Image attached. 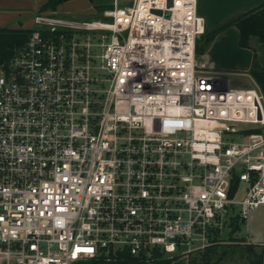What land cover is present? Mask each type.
Segmentation results:
<instances>
[{
  "label": "built area",
  "instance_id": "built-area-1",
  "mask_svg": "<svg viewBox=\"0 0 264 264\" xmlns=\"http://www.w3.org/2000/svg\"><path fill=\"white\" fill-rule=\"evenodd\" d=\"M111 3L0 66V264L191 257L264 207V96L197 62V0Z\"/></svg>",
  "mask_w": 264,
  "mask_h": 264
},
{
  "label": "crops",
  "instance_id": "crops-1",
  "mask_svg": "<svg viewBox=\"0 0 264 264\" xmlns=\"http://www.w3.org/2000/svg\"><path fill=\"white\" fill-rule=\"evenodd\" d=\"M71 1L62 3L55 11L42 12L40 8L46 0H0V29L32 30L34 17L38 13L53 14L57 17L95 19V17L90 16L59 15L58 10L60 7ZM87 1L90 7L98 13L89 0ZM100 2L111 3L110 0H101ZM262 4H264V0H197V13L204 19V36L211 37L205 51L197 56V62L205 64L210 70L225 74L228 85L230 79L227 75L230 73L247 78L251 82L250 87L255 84L249 76V70L253 62H256L259 66H264V43H257L253 39L256 42L254 49L249 46L242 48L239 46V33L234 26V22L225 24L231 17L240 16ZM234 222L238 223L239 228L236 232H239L241 236L237 237V242L234 243L239 246L235 248L237 255H235V258L232 257L231 264H254L249 261L252 257H248L244 253L243 248L245 246H252L255 252L261 253L262 258L259 264H264V207L252 212L245 221L237 220ZM189 258L175 259L170 264H188Z\"/></svg>",
  "mask_w": 264,
  "mask_h": 264
},
{
  "label": "trees",
  "instance_id": "trees-1",
  "mask_svg": "<svg viewBox=\"0 0 264 264\" xmlns=\"http://www.w3.org/2000/svg\"><path fill=\"white\" fill-rule=\"evenodd\" d=\"M71 0H46V2L41 6L40 10L42 12L51 10L55 11L56 8L62 3ZM101 0H89L93 8L98 11H103L105 9L111 8L109 2L102 3ZM234 26L237 28L239 33V46L242 48H247L249 46V41L255 39L257 43H264V4L258 6L257 8L241 14L238 19L234 22ZM31 30H12V29H0V66L5 65L25 44L28 35ZM203 37V36H202ZM203 42H199L200 38L196 43V55L202 54L207 48L211 41L210 36H205ZM249 76L253 79L257 87L260 89L264 96V66H259L256 62H253L250 70ZM238 181L234 179L230 187V195L232 196L237 188ZM238 223L232 222L230 227H232V233L238 230ZM220 245L213 246L209 248L206 252L202 254H197L189 258L188 264H216V250ZM244 253L250 258V262L254 264H259L261 262L262 255L254 251L252 246H245L243 248ZM225 255V253H223ZM157 257V256H155ZM171 261L154 258L152 261L145 262L131 258L127 255H117L109 259H99L96 261H91L90 264H170Z\"/></svg>",
  "mask_w": 264,
  "mask_h": 264
},
{
  "label": "rangeland",
  "instance_id": "rangeland-1",
  "mask_svg": "<svg viewBox=\"0 0 264 264\" xmlns=\"http://www.w3.org/2000/svg\"><path fill=\"white\" fill-rule=\"evenodd\" d=\"M111 2H113V0H110ZM132 0H118L119 4L122 5H127L131 2ZM112 4V3H110ZM112 8V5H111ZM108 8V9H111ZM107 10V9H105ZM104 11V10H103ZM102 11V12H103ZM102 12L98 11V13H96L89 5L87 0H74L71 1L68 4L63 5L62 7H60V9L58 10L59 15H80V16H85V17H95V19H100L102 18ZM62 17V16H59ZM67 17V16H66ZM205 35V34H204ZM200 37L199 42H203L204 41V36ZM230 79L229 82V86L231 88H245V89H249V87L251 86V82L242 76H237L234 75V73H230L227 75ZM229 140L232 141H239L238 139H236L234 136H232ZM244 189L245 186L244 184H237V188H236V193L234 195L235 199H240L243 195H244ZM250 216V214H249ZM248 216V217H249ZM232 231V227L225 226L223 232H222V236L221 238L224 241V245L222 244V246L220 245L217 250H216V256H215V260L216 261L218 258H220V260H222L220 262L216 261V264H231L232 263V257L235 258V255H237L236 252V246L239 245H235L234 243L237 242V237H240L241 235H239V232H236L234 234L231 233ZM230 243V244H229ZM223 253H225V255H223ZM184 258V257H181ZM180 259V258H177ZM171 261V260H170Z\"/></svg>",
  "mask_w": 264,
  "mask_h": 264
},
{
  "label": "water",
  "instance_id": "water-1",
  "mask_svg": "<svg viewBox=\"0 0 264 264\" xmlns=\"http://www.w3.org/2000/svg\"><path fill=\"white\" fill-rule=\"evenodd\" d=\"M107 1H109V0H107ZM120 6L122 7V5H120ZM155 13L160 14V12H157V11H155ZM238 17H239L238 15H235V16L231 17V18L226 22L225 25H227V24H229V23H232V22H235V21L238 19ZM255 46H256V42H255V40L251 39V40L249 41V47L252 48V49H254ZM74 264H89V263H88V262H77V263H74Z\"/></svg>",
  "mask_w": 264,
  "mask_h": 264
}]
</instances>
